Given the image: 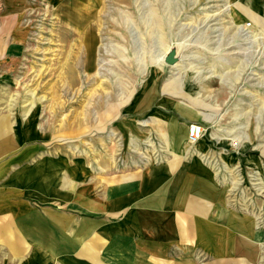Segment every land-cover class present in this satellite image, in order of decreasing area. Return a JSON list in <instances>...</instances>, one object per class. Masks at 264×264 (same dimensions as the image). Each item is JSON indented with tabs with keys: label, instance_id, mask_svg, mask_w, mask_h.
<instances>
[{
	"label": "rangeland",
	"instance_id": "374dc122",
	"mask_svg": "<svg viewBox=\"0 0 264 264\" xmlns=\"http://www.w3.org/2000/svg\"><path fill=\"white\" fill-rule=\"evenodd\" d=\"M5 17L0 207L63 208L64 185L199 149L215 214L248 218L247 261L264 264V1L16 0ZM41 161L44 192L15 181Z\"/></svg>",
	"mask_w": 264,
	"mask_h": 264
},
{
	"label": "crops",
	"instance_id": "0c3cea01",
	"mask_svg": "<svg viewBox=\"0 0 264 264\" xmlns=\"http://www.w3.org/2000/svg\"><path fill=\"white\" fill-rule=\"evenodd\" d=\"M15 1L0 0V104L5 28L11 24L2 19V3ZM194 150L171 147L158 160L95 177L90 186L64 183L56 195L63 208L43 212L2 200L0 264H249L254 251L247 240L248 218L215 214L223 194ZM53 169L41 161L20 170L15 181L44 192L49 181L42 177ZM86 172L81 168L79 176L86 178Z\"/></svg>",
	"mask_w": 264,
	"mask_h": 264
},
{
	"label": "built area",
	"instance_id": "2783aa9c",
	"mask_svg": "<svg viewBox=\"0 0 264 264\" xmlns=\"http://www.w3.org/2000/svg\"><path fill=\"white\" fill-rule=\"evenodd\" d=\"M203 127L199 123H192L187 132V141L190 144L196 143L202 136Z\"/></svg>",
	"mask_w": 264,
	"mask_h": 264
},
{
	"label": "water",
	"instance_id": "95a60500",
	"mask_svg": "<svg viewBox=\"0 0 264 264\" xmlns=\"http://www.w3.org/2000/svg\"><path fill=\"white\" fill-rule=\"evenodd\" d=\"M164 62L167 64H174L177 62V56H176V50L171 49L165 56H164Z\"/></svg>",
	"mask_w": 264,
	"mask_h": 264
}]
</instances>
